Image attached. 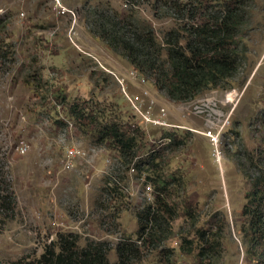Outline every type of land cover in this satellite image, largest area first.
Wrapping results in <instances>:
<instances>
[{
	"label": "rangeland",
	"instance_id": "374dc122",
	"mask_svg": "<svg viewBox=\"0 0 264 264\" xmlns=\"http://www.w3.org/2000/svg\"><path fill=\"white\" fill-rule=\"evenodd\" d=\"M0 18V53L14 51L0 56V264L64 247L115 264L120 243L125 264H264V216L254 229L244 212L264 209V0H0ZM206 25L236 69L185 102L99 36L185 50ZM150 101L170 126L143 120ZM110 117L141 136L132 148L98 139ZM71 144L87 154L64 168Z\"/></svg>",
	"mask_w": 264,
	"mask_h": 264
},
{
	"label": "trees",
	"instance_id": "16d2710c",
	"mask_svg": "<svg viewBox=\"0 0 264 264\" xmlns=\"http://www.w3.org/2000/svg\"><path fill=\"white\" fill-rule=\"evenodd\" d=\"M2 21L3 19L0 18V23ZM6 26L7 24L2 25L3 28ZM113 29L109 31L103 29L99 35L100 38L109 48L124 56L138 71L154 78L157 88L164 90L172 101H188L201 91L216 86L218 81L230 77L236 69V58L233 57V53L228 52L221 45L223 40L228 37L225 30L214 35L215 31L207 25L203 26L196 33V38L200 41L198 48L188 47L185 50H174L161 46L150 31L146 35L138 33L128 36L125 33L118 35V32ZM5 46H7L8 51L0 53V56L12 59L14 56L12 43H5ZM166 64L167 67H165ZM79 109L78 104L70 106V113L73 118L76 120L87 119L88 117L84 113H77ZM97 128L99 140H108L120 150L132 148L136 141L141 138L133 130L128 131L129 133L123 132L119 123L112 117L105 118L102 124L97 120ZM158 205L162 206L158 214L164 212L169 219L173 218V209H167L168 205L165 201L158 202ZM244 212L257 217L250 221L254 229L262 228L261 220L264 216V209H244ZM153 220L155 224L153 228L157 231L159 226L161 228V224L155 215ZM149 230L151 231V227ZM70 248L64 247L63 251L57 254L55 258L50 259L43 255L41 259L37 260V264H107L103 253L89 254L86 249L72 250ZM123 249V245L120 243L117 248L118 262L115 264H125ZM159 262L160 264H173L169 255L163 257ZM10 264H27V261L20 259ZM152 264L158 263L153 262ZM251 264L262 263L254 260L251 261Z\"/></svg>",
	"mask_w": 264,
	"mask_h": 264
},
{
	"label": "built area",
	"instance_id": "2783aa9c",
	"mask_svg": "<svg viewBox=\"0 0 264 264\" xmlns=\"http://www.w3.org/2000/svg\"><path fill=\"white\" fill-rule=\"evenodd\" d=\"M131 74L133 75L134 78L138 76V71L137 70H132ZM144 81V79H142ZM152 104L153 101H150L149 104L147 105L146 109H143L141 112V116L143 117V120L147 123L157 125V126H170L171 124L167 123L166 119V111L165 108L161 107L159 108V112L157 114L152 113ZM208 136L210 138H213L212 131H208ZM19 150L21 153H24L27 150V147L25 145H22L19 147ZM86 151L78 146H75L73 144L71 145H66L65 150H64V159H63V166L64 168H72L74 165V161L77 158H84L86 156ZM133 170V168H132Z\"/></svg>",
	"mask_w": 264,
	"mask_h": 264
},
{
	"label": "bare ground",
	"instance_id": "6f19581e",
	"mask_svg": "<svg viewBox=\"0 0 264 264\" xmlns=\"http://www.w3.org/2000/svg\"><path fill=\"white\" fill-rule=\"evenodd\" d=\"M206 135L208 136V134L206 133ZM209 137V136H208ZM212 140H216L215 138H211ZM218 159H220V157L218 158Z\"/></svg>",
	"mask_w": 264,
	"mask_h": 264
}]
</instances>
